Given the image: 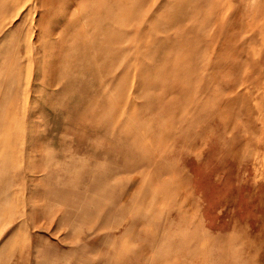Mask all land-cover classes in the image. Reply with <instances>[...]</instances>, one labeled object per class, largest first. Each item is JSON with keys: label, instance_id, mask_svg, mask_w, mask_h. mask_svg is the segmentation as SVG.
Here are the masks:
<instances>
[{"label": "rangeland", "instance_id": "374dc122", "mask_svg": "<svg viewBox=\"0 0 264 264\" xmlns=\"http://www.w3.org/2000/svg\"><path fill=\"white\" fill-rule=\"evenodd\" d=\"M16 9L0 264H264V0Z\"/></svg>", "mask_w": 264, "mask_h": 264}, {"label": "bare ground", "instance_id": "6f19581e", "mask_svg": "<svg viewBox=\"0 0 264 264\" xmlns=\"http://www.w3.org/2000/svg\"><path fill=\"white\" fill-rule=\"evenodd\" d=\"M21 4V0H15L14 2H11V3H8V4H5L3 7H2V9L0 10V16H2L3 18L4 17H6V16H8V15H10V14H12V13H14L17 9V7L19 6ZM16 15V14H15ZM27 122V121H26ZM16 138V137H15ZM26 141V140H25ZM7 144H9V142L7 141ZM67 144V143H66ZM61 145V144H60ZM59 145V146H60ZM2 146V145H1ZM10 146V145H9ZM26 148V147H25ZM63 148H66L64 145H63ZM68 148V147H67ZM24 150H26V149H24ZM25 152H27V151H25ZM24 152V153H25ZM2 153V152H1ZM14 154V153H13ZM16 155V154H15ZM26 155V154H25ZM62 155V154H61ZM15 158V157H14ZM24 158H25V156H24ZM15 161V160H14ZM19 162V161H18ZM18 162H17V164H18ZM14 164V163H13ZM49 164H51V163H49ZM6 165H8V164H6ZM15 165V164H14ZM53 165V164H52ZM17 166V165H16ZM9 168V167H8ZM13 171V170H12ZM56 173V172H55ZM54 173V174H55ZM47 174H49V176H51L50 175V172H48ZM12 175V174H11ZM46 175V174H45ZM55 175H57V174H55ZM5 176V175H4ZM3 176V177H4ZM54 176V175H53ZM56 177V176H55ZM12 178H13V176H12ZM57 178V177H56ZM55 180V179H54ZM54 180H52V181H54ZM13 183H14V181H13ZM17 184V183H16ZM12 190V189H11ZM19 190V189H18ZM1 194H2V191H0V196H1ZM12 194V193H11ZM54 194V193H53ZM11 196V195H10ZM11 199V198H10ZM10 201V200H9ZM51 205V204H50ZM53 206V205H52ZM23 207V206H22ZM22 207H21V209H22ZM16 209V208H15ZM18 209H19V207H18ZM21 211V210H20ZM19 212V211H18ZM9 215V214H8ZM8 215H6V216H8ZM14 215V214H13ZM13 215H12V219H13ZM9 217V216H8ZM45 218V217H44ZM0 219L2 220V217L0 216ZM5 219H6V217H5ZM14 219H15V217H14ZM9 220H10V218H9ZM8 220V221H9ZM13 222V221H12ZM12 224V223H11ZM29 224V223H28ZM26 226V225H25ZM24 226V227H25ZM10 227V226H9ZM10 229H13V227L11 226V228ZM115 252V251H114ZM117 252V251H116ZM107 254V252H105L104 251V254ZM123 254V253H122ZM100 255V254H99ZM98 255V256H99ZM124 255V254H123ZM103 256H105V255H103ZM102 256V257H103ZM113 256V255H112ZM116 256H117V254H116ZM119 256H122V255H119ZM118 257V256H117ZM116 257V258H117ZM119 258V257H118ZM121 258H125V257H121ZM118 261H119V259H118ZM126 261H127V259H126ZM122 262V261H121ZM120 263V262H119ZM111 264V263H110ZM123 264H125L124 262H123ZM129 264V263H128Z\"/></svg>", "mask_w": 264, "mask_h": 264}]
</instances>
